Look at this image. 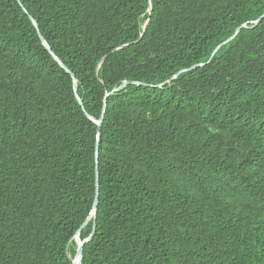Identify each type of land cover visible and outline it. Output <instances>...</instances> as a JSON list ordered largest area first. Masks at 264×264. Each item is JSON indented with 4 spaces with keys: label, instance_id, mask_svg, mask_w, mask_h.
Instances as JSON below:
<instances>
[{
    "label": "trees",
    "instance_id": "trees-1",
    "mask_svg": "<svg viewBox=\"0 0 264 264\" xmlns=\"http://www.w3.org/2000/svg\"><path fill=\"white\" fill-rule=\"evenodd\" d=\"M18 1L0 0V264H71L95 195L83 109L102 122L81 264H264V0Z\"/></svg>",
    "mask_w": 264,
    "mask_h": 264
},
{
    "label": "water",
    "instance_id": "water-1",
    "mask_svg": "<svg viewBox=\"0 0 264 264\" xmlns=\"http://www.w3.org/2000/svg\"><path fill=\"white\" fill-rule=\"evenodd\" d=\"M18 1V0H17ZM19 2V1H18ZM21 6V4H20ZM24 13L27 14V12L25 11V9H23ZM148 13H151V6L149 4V8H148ZM264 16V15H263ZM262 16V17H263ZM262 17H260L255 24H257ZM33 27L35 28L38 38L40 40V43L42 44V46L45 47V49L49 52V54L51 55V57L54 59L55 62H57V64L68 74H71L66 68L65 66L60 62V60L55 56V54L51 51V49L49 48V46L47 45L46 41L43 39V37L41 36V34L39 33L38 30V26L35 22V20H33L31 17H29ZM147 23V22H146ZM146 23L144 24L143 29L146 26ZM246 26H242L240 28H238L235 33L233 34V36L231 38H229L228 40H226L225 42L221 43L220 45H218L216 47V49L214 50V52H216L221 46L225 45L226 43H229L231 40H233V38H235V36L239 33L241 28H245ZM127 45H122L120 46L118 49H122L124 47H126ZM213 52V53H214ZM184 70L180 71L179 73H177L176 75H174L171 80H174L178 74L182 73ZM71 79L73 80V86H74V94L76 97V100L78 102V104H80L82 106V101L81 99L77 96V90H76V86H77V82L76 79L73 75H71ZM129 82H124L119 88L112 90V92L118 91L119 89H121L122 87H124L126 84H128ZM138 85H140L138 83ZM109 93L106 94V97L108 96ZM105 111V105L103 107V113ZM83 112L85 114V116L93 123L96 125L97 129H96V145H95V195H94V199H93V203H92V208L91 211L89 213V216L87 217L86 221L83 223V225L76 231L74 237H73V241L74 244L76 246V250H75V255L71 260V264H81V258H82V250H83V246L85 243H87L89 240H91V238L94 235V231H95V213H96V208L99 202V173H98V139L100 136V129H101V122H102V117L98 120L93 119L92 117H90L83 109ZM90 218H93V225H92V231L91 234L88 238L81 240L80 239V233H81V229L86 225V223L89 221Z\"/></svg>",
    "mask_w": 264,
    "mask_h": 264
}]
</instances>
